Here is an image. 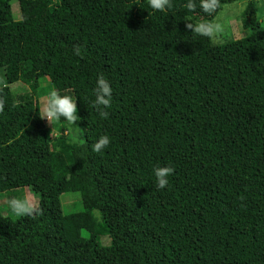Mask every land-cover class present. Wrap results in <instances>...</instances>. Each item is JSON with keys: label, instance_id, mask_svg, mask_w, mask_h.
<instances>
[{"label": "trees", "instance_id": "1", "mask_svg": "<svg viewBox=\"0 0 264 264\" xmlns=\"http://www.w3.org/2000/svg\"><path fill=\"white\" fill-rule=\"evenodd\" d=\"M11 1L0 0V195L27 188L37 204L15 220L0 214V264H264L255 0L242 21L252 34L223 45L194 29L243 0H207V10L202 0L162 10L148 0H16L17 21ZM43 78L75 100L82 143L63 135L64 117L49 140ZM18 81L29 92L12 93ZM101 136L108 144L94 151ZM164 165L173 172L157 188L152 169ZM65 193L79 194L81 211L63 213Z\"/></svg>", "mask_w": 264, "mask_h": 264}, {"label": "rangeland", "instance_id": "2", "mask_svg": "<svg viewBox=\"0 0 264 264\" xmlns=\"http://www.w3.org/2000/svg\"><path fill=\"white\" fill-rule=\"evenodd\" d=\"M257 3L256 17L259 18L260 28L264 30V18L262 17L264 12V0H255ZM248 0L234 2L232 4H224L221 6L220 11L214 18L213 22L210 25L211 30V40L215 45H223L231 41H237L246 37H249L252 34L251 28L243 27V12L246 8ZM11 10L12 16L15 21L20 20V14L18 9V4L16 0L11 1ZM248 22V21H247ZM5 69H0V88L5 86ZM12 93H24L29 92L28 86L21 83L20 81L15 82L9 86ZM51 89L50 82L47 78L39 80V97L38 104L40 112L43 111V105L47 102L48 92ZM45 126L48 129V138L52 141L59 132L54 129L53 121L48 120V118L42 117ZM69 136L72 143H82V132L80 127L77 124V120L69 123L65 127V132ZM62 135V136H63ZM22 200L27 201L33 209L37 204V199L32 195L27 188L18 189L14 192H7L0 195V214L4 217H9L10 219L15 220L20 214H16L10 205V201ZM61 205L62 211L64 214H71L79 212L82 210V203L78 193H65L61 195ZM93 216L99 219V214L96 211H93ZM102 246H107V242H100Z\"/></svg>", "mask_w": 264, "mask_h": 264}, {"label": "clouds", "instance_id": "3", "mask_svg": "<svg viewBox=\"0 0 264 264\" xmlns=\"http://www.w3.org/2000/svg\"><path fill=\"white\" fill-rule=\"evenodd\" d=\"M149 6L153 9L162 10L168 4V0H148ZM201 6L207 10L209 4L207 0H202ZM189 8L192 7L191 4L188 5ZM190 27V25H189ZM197 33H203L205 35H210L211 30L205 28L203 25H197L194 29ZM79 49H77V52ZM96 86L98 89L108 94L111 92V88L108 85L107 80L103 75L97 77ZM98 102L102 105L109 106L110 96L105 99L103 97H98ZM76 107L75 100L70 95H59L54 89L49 90L47 102L43 105V111L41 112L42 117H47L48 120L57 121L60 117L72 123L76 120ZM101 116H106L107 113L104 111L100 112ZM108 144V137L101 136L97 143L93 145L94 151H99L101 148ZM173 168L169 165L153 167L152 174L155 177L154 183L157 188H164L169 183V176L172 174ZM12 210L16 214H23L31 209V205L27 201L13 199L10 201Z\"/></svg>", "mask_w": 264, "mask_h": 264}]
</instances>
